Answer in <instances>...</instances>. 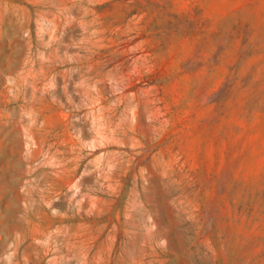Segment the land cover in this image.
<instances>
[{"label": "rangeland", "instance_id": "374dc122", "mask_svg": "<svg viewBox=\"0 0 264 264\" xmlns=\"http://www.w3.org/2000/svg\"><path fill=\"white\" fill-rule=\"evenodd\" d=\"M0 264H264V0H0Z\"/></svg>", "mask_w": 264, "mask_h": 264}, {"label": "bare ground", "instance_id": "6f19581e", "mask_svg": "<svg viewBox=\"0 0 264 264\" xmlns=\"http://www.w3.org/2000/svg\"><path fill=\"white\" fill-rule=\"evenodd\" d=\"M160 238V237H159ZM127 243V242H126ZM148 243V242H147ZM159 244V243H158ZM164 247V246H163ZM213 248V247H212ZM148 249V248H147ZM196 249V248H195ZM193 253V252H192ZM189 255V254H188Z\"/></svg>", "mask_w": 264, "mask_h": 264}]
</instances>
